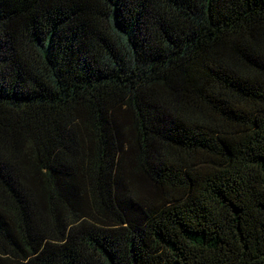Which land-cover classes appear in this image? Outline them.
<instances>
[{
	"label": "trees",
	"instance_id": "1",
	"mask_svg": "<svg viewBox=\"0 0 264 264\" xmlns=\"http://www.w3.org/2000/svg\"><path fill=\"white\" fill-rule=\"evenodd\" d=\"M0 264H264V0H0Z\"/></svg>",
	"mask_w": 264,
	"mask_h": 264
}]
</instances>
